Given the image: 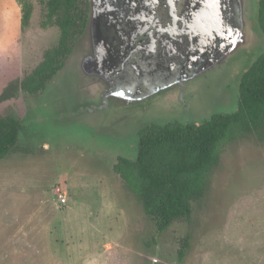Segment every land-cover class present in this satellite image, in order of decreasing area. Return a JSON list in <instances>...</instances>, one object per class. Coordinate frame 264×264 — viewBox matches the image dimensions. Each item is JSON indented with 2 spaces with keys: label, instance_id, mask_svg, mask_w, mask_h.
<instances>
[{
  "label": "rangeland",
  "instance_id": "374dc122",
  "mask_svg": "<svg viewBox=\"0 0 264 264\" xmlns=\"http://www.w3.org/2000/svg\"><path fill=\"white\" fill-rule=\"evenodd\" d=\"M29 1L23 28L20 2L0 0V95L59 36L42 3ZM230 68L209 116L234 110L241 65ZM41 92L19 88L0 100V116L22 123L16 145L0 159V264H264V128L221 142L190 219L158 231L113 170L118 156L136 157L137 136L46 132L40 127L56 106L39 105Z\"/></svg>",
  "mask_w": 264,
  "mask_h": 264
},
{
  "label": "trees",
  "instance_id": "16d2710c",
  "mask_svg": "<svg viewBox=\"0 0 264 264\" xmlns=\"http://www.w3.org/2000/svg\"><path fill=\"white\" fill-rule=\"evenodd\" d=\"M21 4V25L31 20L32 3ZM45 22L59 29L57 43L46 49L42 60L18 83H10L0 100L15 95L19 88L30 94L41 92L62 66L83 30L82 0H39ZM260 2V23L264 29V0ZM238 108L232 113L212 115L201 125L146 127L140 131L138 154L134 160L118 156L113 170L141 202L156 229L163 231L178 220L188 221L191 201L200 196L209 167L221 142L243 129H263L264 53L246 70L240 82ZM21 122L14 116H0V159L10 153L18 140ZM179 255L188 246L183 238Z\"/></svg>",
  "mask_w": 264,
  "mask_h": 264
},
{
  "label": "water",
  "instance_id": "95a60500",
  "mask_svg": "<svg viewBox=\"0 0 264 264\" xmlns=\"http://www.w3.org/2000/svg\"><path fill=\"white\" fill-rule=\"evenodd\" d=\"M104 8L105 4H101L97 10L94 52L90 53L92 46L85 33L65 64L56 71L40 94L39 105L48 103L56 106L55 114L48 116V123L40 127L46 132H74L77 135L81 133L110 139L120 134H130L139 139L137 131L141 126L136 127L132 101L121 99L118 94L112 93L107 96L108 103L104 106V95L110 93L112 88L111 76L125 57V52L114 48V37L106 36L108 13ZM187 18L193 36L190 60L199 64L200 69L205 72L199 77L200 89L192 99V106L198 110L200 105L213 102L217 88L225 87L224 78L229 73V67L236 68L240 64L235 89L237 96L233 99L235 107L234 110L225 112L232 113L238 108L239 88L244 72L264 53L260 2L191 0ZM243 23L251 32L249 38L243 35ZM245 66L247 68L244 70ZM220 103L221 101L219 105ZM73 128L81 131L75 132ZM21 130L22 123L18 139ZM137 154L138 148L136 157Z\"/></svg>",
  "mask_w": 264,
  "mask_h": 264
},
{
  "label": "flooded vegetation",
  "instance_id": "af4514ba",
  "mask_svg": "<svg viewBox=\"0 0 264 264\" xmlns=\"http://www.w3.org/2000/svg\"><path fill=\"white\" fill-rule=\"evenodd\" d=\"M101 4H105L108 13L106 36L114 37V48L125 52L111 76L112 88L104 95V106L112 93L132 101L135 123L141 126L138 134L146 127L201 125L207 120V116L202 117L209 116L215 103L196 110L190 102L199 92L200 75L205 74L199 64L190 60L193 36L187 14L191 0H82L79 5L84 17L83 30L62 66L85 33L91 42L90 53L94 52L97 10ZM242 32L245 38L251 36L245 23Z\"/></svg>",
  "mask_w": 264,
  "mask_h": 264
},
{
  "label": "built area",
  "instance_id": "2783aa9c",
  "mask_svg": "<svg viewBox=\"0 0 264 264\" xmlns=\"http://www.w3.org/2000/svg\"><path fill=\"white\" fill-rule=\"evenodd\" d=\"M62 200H65V199H62Z\"/></svg>",
  "mask_w": 264,
  "mask_h": 264
}]
</instances>
